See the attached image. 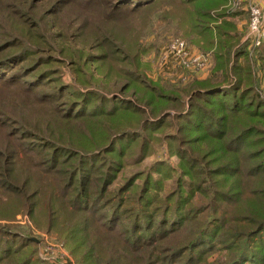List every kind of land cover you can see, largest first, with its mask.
Wrapping results in <instances>:
<instances>
[{"label":"trees","instance_id":"obj_1","mask_svg":"<svg viewBox=\"0 0 264 264\" xmlns=\"http://www.w3.org/2000/svg\"><path fill=\"white\" fill-rule=\"evenodd\" d=\"M98 3H105L102 14ZM165 3L191 21V42L214 51L213 79L221 72L228 84L196 81L170 90L145 76L144 47L124 54L116 46L110 26L126 27ZM227 3L0 0V90L19 94L0 101V213L10 219L28 213L79 264H264V98L246 60L238 61L247 56L235 24L217 25L228 18L219 12ZM72 7L79 10L73 17L94 11L100 20L77 15L64 23ZM51 16L60 20L51 23ZM52 24L69 38L61 39L65 45L86 48L62 50L71 65L97 64L105 80L117 74L120 96L109 98L118 93L101 94L78 79L74 87L61 82L53 68L61 61L40 44L51 38ZM95 26L97 34L88 35ZM164 135L180 159L175 176L164 162L143 167ZM18 176H42L43 198L28 195L29 179ZM16 229L0 225V264H45L37 244Z\"/></svg>","mask_w":264,"mask_h":264},{"label":"rangeland","instance_id":"obj_2","mask_svg":"<svg viewBox=\"0 0 264 264\" xmlns=\"http://www.w3.org/2000/svg\"><path fill=\"white\" fill-rule=\"evenodd\" d=\"M112 3L115 0H108ZM106 3V2H105ZM105 3L103 5H105ZM99 4V3H98ZM99 4L97 6L98 14H102L104 6ZM247 3L244 0H228V3L221 8L220 13H226L228 18H222L217 22V25H221L224 20H231L235 24V32L238 35H241L240 46H245L246 56L240 57L238 61L243 63L245 60L248 63L251 71L253 80L257 85V90L262 98H264V59L260 56L262 53L261 49L258 48L253 53H251L248 37V24H249V13L246 11ZM180 9L173 4L165 3L157 8L147 11L143 14L136 15L135 19L127 25L126 27L122 26H110L112 32L115 34L114 41L117 47L122 48L124 54H127V51L133 50L134 47H144L147 52L141 58V64L145 69V76L149 81L168 86L171 89H184L190 87L193 82L196 81H221V83L228 84L225 81L223 74L220 72V79H213L215 77V67H216V58L214 51H205L197 44L191 42V21L183 12H179L180 16L177 15L175 11ZM79 10L75 7L69 8L65 11L62 16L64 23H70L72 19L82 18V19H97L100 18L96 12L91 11V13H79L73 17L72 12H78ZM31 12V11H30ZM215 12L214 15L220 14ZM39 14V11L35 13V16ZM234 15V16H233ZM81 19V21H83ZM56 20L59 18H54L51 16V23H56ZM75 22V21H73ZM106 28V25L100 21L96 24ZM70 28V26L68 27ZM90 28V27H89ZM97 26L90 28L87 32L88 35H91L93 32L94 35L97 34ZM26 32L23 35V38L27 41H30L25 36ZM61 36V37H60ZM65 35L61 34L59 31V26L52 24L51 38L48 37L46 44L43 41V44L40 43L44 48L49 52L48 55L55 57L56 61H61L58 64L53 65V68H59L60 73L57 75L62 83L67 84L70 87L75 86V80H79L80 84L87 87H92L101 94H111L118 93L114 95H108L109 98L113 96H120L121 84L118 82V75L111 77L110 80H105L102 78V74L98 71L97 64H89L88 67L84 69L80 67H75L72 64V61L68 59V56L63 55V49L73 52L71 48H80L81 46L75 45H65L64 42H61V39L64 40ZM53 41H52V40ZM65 39L69 40L68 37ZM49 40V41H48ZM72 40V39H71ZM76 43V40L72 42ZM176 41L184 42L186 45L190 46L194 51L203 54L204 56H209L211 63L209 68L204 71H200L197 74H191V66L181 62L180 60L167 55L168 47L175 43ZM54 42V45L52 44ZM237 46L235 50L240 47ZM55 48L59 49L58 51ZM86 50V48H82ZM235 52V51H234ZM66 54V53H65ZM123 57L122 54H117L116 60H121ZM167 59H166V58ZM236 58L232 51L231 60L229 62V68H232ZM245 62V63H246ZM116 66V65H115ZM83 71V74L86 77H81L77 72ZM235 80L234 76H230V81ZM229 81V82H230ZM17 93L4 92L0 90V101H13L14 98H19ZM130 98L134 99L132 94L129 95ZM171 115H174L176 112L173 109L167 111ZM23 115V114H22ZM17 116H21L17 114ZM24 118V116H23ZM24 121V120H23ZM174 128H171L167 131V134H173ZM162 136L161 140L155 144L153 153L146 158L143 163L145 170H149L155 163L164 162L167 163L174 171V176L177 175V172L180 173V159L177 156H172L168 150V142L165 136ZM28 164V163H27ZM5 176H2V178ZM15 178V176H6ZM19 180L29 179L28 182V195L31 192L40 193V198H43V195L46 193V181L42 176H18ZM174 184V180L167 181V188H171ZM6 200L4 195V203L11 202ZM46 200V199H45ZM16 208L20 207L16 203ZM21 209V208H20ZM19 209V210H20ZM18 210V211H19ZM21 211V210H20ZM18 212L13 218H9L10 214H6L5 211L0 213V225L6 226H16V231L22 236V238L32 239L37 244V256L45 264H79L71 252L67 249L65 243L58 237V235L53 233H48L44 230L38 228L32 217L28 213ZM246 246V245H245ZM217 256L211 258V261H214Z\"/></svg>","mask_w":264,"mask_h":264},{"label":"built area","instance_id":"obj_3","mask_svg":"<svg viewBox=\"0 0 264 264\" xmlns=\"http://www.w3.org/2000/svg\"><path fill=\"white\" fill-rule=\"evenodd\" d=\"M244 2L247 3L246 11L249 13L247 39L250 41L249 48L253 53L264 43V0H244ZM167 55L191 66V74L206 70L211 63L209 56L194 51L181 41L172 43L168 47Z\"/></svg>","mask_w":264,"mask_h":264}]
</instances>
